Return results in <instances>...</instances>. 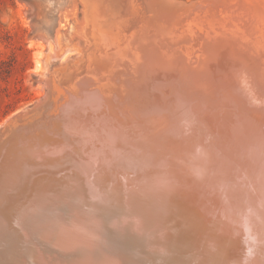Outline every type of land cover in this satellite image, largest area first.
Returning a JSON list of instances; mask_svg holds the SVG:
<instances>
[{
  "label": "bare ground",
  "instance_id": "obj_1",
  "mask_svg": "<svg viewBox=\"0 0 264 264\" xmlns=\"http://www.w3.org/2000/svg\"><path fill=\"white\" fill-rule=\"evenodd\" d=\"M53 35L0 132V264H264V0H69Z\"/></svg>",
  "mask_w": 264,
  "mask_h": 264
},
{
  "label": "rangeland",
  "instance_id": "obj_2",
  "mask_svg": "<svg viewBox=\"0 0 264 264\" xmlns=\"http://www.w3.org/2000/svg\"><path fill=\"white\" fill-rule=\"evenodd\" d=\"M68 1L0 0V124L45 94V76L61 62L49 58V41ZM73 30L70 20L66 30L62 29V43L70 40ZM48 245L39 247L58 255L59 250ZM133 261L138 264L140 259Z\"/></svg>",
  "mask_w": 264,
  "mask_h": 264
},
{
  "label": "water",
  "instance_id": "obj_3",
  "mask_svg": "<svg viewBox=\"0 0 264 264\" xmlns=\"http://www.w3.org/2000/svg\"><path fill=\"white\" fill-rule=\"evenodd\" d=\"M45 83V82H44ZM46 91V90H45ZM44 96H45V94L43 95V97H41L40 99H38L37 101H35L34 103H32L30 106H27V107H24L23 109H21L20 111H18L17 113H15V114H18V115H16V117L17 116H20V115H27V114H29L31 111H33V110H35V108L38 106V104H40L43 100H44ZM14 114V115H15ZM13 116V115H12ZM11 116V117H12ZM10 118V117H9ZM13 118H15L14 116H13ZM8 124V122L6 123L5 121H3L1 124H0V132L2 131V129L6 126ZM49 247H51V246H49ZM48 247V248H49ZM49 249H51V248H49ZM55 249V248H54ZM40 252V251H39ZM45 255H47V257H48V259L46 260V258H45V261L43 262L44 264H68V262L67 263H65L64 262V259H62V257H63V254L61 253H59L58 252V255H55V254H53V253H50V255L49 254H47V253H45ZM69 256V255H68ZM61 257V258H60ZM75 256H71L70 255V257L66 260V261H70L71 262V264H73V259H75L74 258ZM44 260V259H43Z\"/></svg>",
  "mask_w": 264,
  "mask_h": 264
}]
</instances>
